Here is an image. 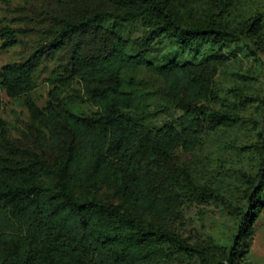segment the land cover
Listing matches in <instances>:
<instances>
[{
	"label": "trees",
	"instance_id": "16d2710c",
	"mask_svg": "<svg viewBox=\"0 0 264 264\" xmlns=\"http://www.w3.org/2000/svg\"><path fill=\"white\" fill-rule=\"evenodd\" d=\"M74 1L78 15L55 18L51 28L40 30L50 38L45 45L0 70L1 89L9 99L22 100L40 149L42 130L58 149L51 164L43 153L16 146L0 131V264H167L178 254L197 256L201 264H247V242L264 209V164L228 253L209 255L142 220L144 215L161 219L177 208L178 195L174 187L164 186L159 162L169 161L176 150L195 149L205 121L213 128L246 121L212 107L219 99L215 76L228 61L226 55L157 65L146 51L162 36L181 48L198 40L255 37L262 17L231 29L227 18L239 0ZM93 4L97 7L88 11ZM104 19H139L147 30L135 40H123L99 26ZM34 31L3 27L0 40L11 48L19 44L17 36ZM130 44L137 53H127ZM65 48L69 58L48 79V100L40 108L30 96L36 61ZM137 69L163 81L166 98L183 113L178 124L151 129L125 115L133 107V94L123 89V75ZM72 85L77 89L62 96ZM83 101L96 109L89 117L69 109ZM104 191H111L115 200H108Z\"/></svg>",
	"mask_w": 264,
	"mask_h": 264
},
{
	"label": "rangeland",
	"instance_id": "374dc122",
	"mask_svg": "<svg viewBox=\"0 0 264 264\" xmlns=\"http://www.w3.org/2000/svg\"><path fill=\"white\" fill-rule=\"evenodd\" d=\"M74 0H0V29L32 28L35 31L17 36L19 44L4 48L0 40V70L7 64L25 61L33 52L49 41L40 30L54 25L55 18H74L79 6ZM97 7L90 5L87 9ZM260 15L262 24L255 37L234 38L224 43L198 40L181 48L174 39L162 36L146 51V58L157 65L168 61L179 64L198 62L209 55L223 54L228 61L218 68L214 91L219 97L214 110L234 112L246 119L231 126L213 128L207 121L199 144L190 152L176 150L169 161L159 162L164 186L174 187L177 193L176 211L161 219L144 215L145 224L161 225L192 246L229 252L237 234L241 215L248 210V196L257 186L264 164V0H239L227 18L231 29L245 27L249 18ZM99 26L123 40H135L146 33L147 27L139 20L115 21L104 19ZM138 50L132 44L127 53ZM69 49L65 48L42 56L36 61L35 88L31 98L42 108L48 100L52 78L58 66L66 64ZM63 90L62 96L70 94ZM123 89L132 92L133 107L125 115L143 125L157 129L165 123L178 124L182 111L166 98L163 81L144 69L123 75ZM69 109L80 117L96 111L89 102L69 104ZM16 146L43 153L53 164L58 149L49 143V135L42 130V150L31 129L28 111L20 99H9L0 87V131ZM41 150V151H40ZM108 200H115L111 191H104ZM253 234L247 242V264H264V209L252 226ZM167 264H201L197 256L176 255Z\"/></svg>",
	"mask_w": 264,
	"mask_h": 264
}]
</instances>
